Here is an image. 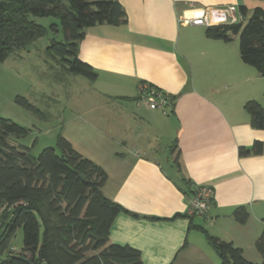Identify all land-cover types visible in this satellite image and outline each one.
<instances>
[{
    "label": "crops",
    "instance_id": "0c3cea01",
    "mask_svg": "<svg viewBox=\"0 0 264 264\" xmlns=\"http://www.w3.org/2000/svg\"><path fill=\"white\" fill-rule=\"evenodd\" d=\"M116 1L126 22L87 27L79 41V58L97 73L84 86L94 98L80 101L63 132L104 169L102 193L124 209L109 242L138 249L143 264H219L202 227L261 262L255 241L264 218V129L251 126L244 103L264 81L242 61L235 36L211 38L206 27L181 19L229 4L249 17L264 10V0ZM141 81L172 96L167 112L137 98ZM255 140L263 143L260 153L239 152ZM181 177L190 188H213L205 212L187 215ZM240 205L249 212L244 223L232 215Z\"/></svg>",
    "mask_w": 264,
    "mask_h": 264
},
{
    "label": "trees",
    "instance_id": "16d2710c",
    "mask_svg": "<svg viewBox=\"0 0 264 264\" xmlns=\"http://www.w3.org/2000/svg\"><path fill=\"white\" fill-rule=\"evenodd\" d=\"M239 8L246 15L245 7ZM30 15L58 19L65 40H52L45 50L47 55L58 61L66 73L79 74L90 81L96 79L97 73L78 56L85 29L126 22L125 11L116 0H0V62L46 34L47 28L30 19ZM50 27L57 30L58 25L51 23ZM205 34L226 42L238 35L242 61L264 76L263 9L254 8L246 22L206 27ZM15 100L36 111L24 97L16 96ZM244 109L250 115L251 126L264 129V108L250 99ZM28 131L0 117V209H7L0 225V264H143L138 249L109 242L111 225L124 209L102 193L107 177L104 169L74 149L62 135L57 137V149L46 147L37 157L29 155L28 147L9 142L11 136L19 138ZM262 150L263 143L255 140L251 149L240 147L239 152ZM174 161L178 164L177 156ZM180 180L188 198L195 188H190L184 177ZM232 215L244 223L249 212L240 205ZM262 222L255 241L261 262L246 259L241 248L211 236L202 227L200 230L220 257L219 264H264V218ZM19 229L22 247L14 253L11 242Z\"/></svg>",
    "mask_w": 264,
    "mask_h": 264
},
{
    "label": "rangeland",
    "instance_id": "374dc122",
    "mask_svg": "<svg viewBox=\"0 0 264 264\" xmlns=\"http://www.w3.org/2000/svg\"><path fill=\"white\" fill-rule=\"evenodd\" d=\"M47 28L45 35L26 48L13 52L0 62V117L8 118L29 131L19 138L11 136V144L28 147L30 156L37 157L44 148L57 149L56 140L79 110L80 101L93 99L84 86L91 82L79 74L63 71L59 62L47 55L46 48L52 40L62 42L64 34L57 18L52 16H29ZM248 19L246 15L245 21ZM58 25L57 30L50 27ZM235 41L238 42V35ZM236 43V42H235ZM262 81L264 76L261 75ZM16 96L24 97L36 111L16 102ZM264 108V88L252 98ZM158 159L164 161L162 155ZM167 167V165H166ZM7 209H0V225L4 223ZM22 247V232L17 230L11 242L14 253Z\"/></svg>",
    "mask_w": 264,
    "mask_h": 264
},
{
    "label": "built area",
    "instance_id": "2783aa9c",
    "mask_svg": "<svg viewBox=\"0 0 264 264\" xmlns=\"http://www.w3.org/2000/svg\"><path fill=\"white\" fill-rule=\"evenodd\" d=\"M246 15L237 5L207 6L196 15L181 19V22L189 25L204 27L219 26L224 24H235L245 21ZM137 98L147 103L152 108L161 109L164 112L169 110L172 103V96L148 82L141 81L137 85ZM187 214L194 215L205 212L213 200V188L208 185H201L195 188V192L188 198Z\"/></svg>",
    "mask_w": 264,
    "mask_h": 264
}]
</instances>
